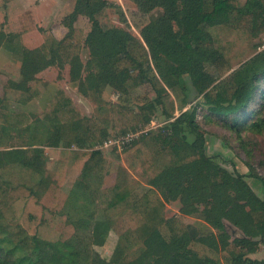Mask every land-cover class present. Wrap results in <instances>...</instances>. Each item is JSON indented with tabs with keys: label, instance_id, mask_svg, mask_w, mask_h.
I'll list each match as a JSON object with an SVG mask.
<instances>
[{
	"label": "trees",
	"instance_id": "1",
	"mask_svg": "<svg viewBox=\"0 0 264 264\" xmlns=\"http://www.w3.org/2000/svg\"><path fill=\"white\" fill-rule=\"evenodd\" d=\"M129 1L144 14L161 10L141 28L140 37L112 22L111 9L127 24L120 5L109 0H75L61 19L65 35L43 32L39 48L28 49L20 34L0 31V47L20 62L19 79L8 81L0 97V264H72L66 236L44 237L38 200L62 178L60 162L55 171L46 167L44 149H70L71 165L82 162L84 177L100 157L95 147L113 132L126 136L148 126L158 106L165 124L121 148L123 164L116 168L114 183L97 193L93 216L95 244L113 231L132 258L96 264H222L199 253L198 245L221 252L227 264H264L249 256L264 245V178L248 166V175L261 183L260 197L247 175L232 173L208 156L197 121L199 111L224 119L238 115L255 93L264 94V44L254 41L264 34V0ZM80 17L85 31L76 26ZM233 37L242 44L238 53ZM83 48L88 51L84 63ZM247 53L252 55L245 58ZM65 66L68 82L96 108L94 117L83 115L60 86L38 114L10 105L31 97L26 85L37 73L55 67L61 79ZM185 76L199 99L190 107ZM142 84L151 87L154 98L135 107L125 104ZM106 88L120 102L104 100ZM174 99L185 108L178 115ZM247 119L251 121H241ZM248 127L264 135L262 118ZM15 177L27 178L31 185L16 186ZM28 196L34 205L24 212L25 221L11 219L14 203ZM175 201L179 216L167 217L166 204ZM184 217L199 218L210 231L185 223ZM226 223L242 236L231 239Z\"/></svg>",
	"mask_w": 264,
	"mask_h": 264
},
{
	"label": "rangeland",
	"instance_id": "2",
	"mask_svg": "<svg viewBox=\"0 0 264 264\" xmlns=\"http://www.w3.org/2000/svg\"><path fill=\"white\" fill-rule=\"evenodd\" d=\"M109 1L120 5L127 20V24L123 25L111 9L109 15L112 22L118 27L128 29L137 37H140L139 33L141 28L149 22L150 18L161 12L160 9H155L151 13L144 14L139 11L132 1ZM244 1L245 0H240L241 4L244 3ZM71 8L69 11L72 10ZM68 12H66V14ZM0 15L2 16L1 7ZM76 26L81 30H87L84 19H80L76 23ZM232 40L236 44L235 49L237 53L240 52L242 44L238 42L236 37H233ZM254 41L264 44V34H261ZM246 55L245 58L250 57L252 54L247 53ZM80 58L83 63L87 60L88 51L86 48L81 50ZM51 79H53V75L45 73L42 75L41 79L30 83L29 89H40L41 92L48 93L49 87L54 86L52 84L55 83L54 80L51 81ZM185 82L188 87L189 101L186 107H190V105H194L199 99L196 98L195 91L191 87L190 80L187 76H185ZM67 89L72 95L74 104L83 115L94 117L97 114L96 108L89 99L84 98L74 89ZM102 98L110 103L120 102L119 95L110 88L105 89ZM153 98L154 92L151 87L147 84H142L130 92V101L128 103H123L135 107L137 104H142ZM174 103L175 115H178L183 108L179 100L174 99ZM10 105L14 109L28 110L34 114L40 112L38 105L37 107L31 105L28 108L26 107L27 109H25L24 106L16 105L12 101ZM183 110H185V108ZM242 117L251 118V121L257 118L264 119V94H262L261 91L255 93L251 103L238 115L229 116L224 119L209 114L204 115L199 111L197 121L205 133V153L208 156H213L215 161L220 163V165L228 171L247 175L245 178L246 181L253 191L261 197V183L258 179L248 175V166H252L254 171L264 178V135L250 131L248 125L251 121L249 119L241 121ZM165 122L166 119L162 108L159 106L156 107L149 125L144 128H139L137 132H143L139 133L134 139H138L141 134L149 129L162 126ZM230 126L237 127L230 128ZM124 138L125 136L118 132H113L102 144L95 147L101 151L100 157L93 162L91 172L87 173L86 176L84 175V177L80 175L82 162L78 165H71L73 158L70 149H44L46 167L51 171H55L59 162L62 167L60 171L62 174L60 184L58 186L51 185L45 193L41 194L42 196H40L39 200L37 199L38 205L43 206L45 218L44 237L57 240L60 235L66 236L68 239V246L66 249L74 257L72 264H96L100 260H105L106 262L111 260L116 263H123L132 258L130 251L121 245L113 231L108 232L101 245L95 244L96 238L93 236V216L97 193L101 189L109 187L114 183L116 168L118 164H123L120 157L121 148L128 143ZM12 181L16 186H25V184L31 185V181L23 177H15ZM32 199L31 196L18 199L14 203L12 210L8 213V216L11 219L24 222V212L31 209L34 205ZM199 207L202 210H207V206L199 205ZM179 208L180 204L178 201L167 203L165 210L166 216H179ZM183 219L185 223L196 226L203 232L210 231L209 227L197 217H184ZM226 230L231 239L242 236V233L229 223H226ZM195 249L199 253H205L219 259L222 264H227L222 258V253L219 251H213L206 246L199 245L196 246ZM249 256L251 258L264 259V245H261L256 253L250 254ZM97 258H99V260H97Z\"/></svg>",
	"mask_w": 264,
	"mask_h": 264
},
{
	"label": "crops",
	"instance_id": "3",
	"mask_svg": "<svg viewBox=\"0 0 264 264\" xmlns=\"http://www.w3.org/2000/svg\"><path fill=\"white\" fill-rule=\"evenodd\" d=\"M74 3L75 0H0V7L2 8L0 31L20 34L24 46L28 49L39 48L43 43V32H52L57 37L65 35L67 30L61 25V19L73 10L71 7H74ZM70 8L72 10L69 11ZM66 12L68 13L66 14ZM80 19L84 18L80 17L78 21ZM19 70L20 62L11 50L3 46L0 47V97L3 96L4 86L8 81H17L19 79ZM57 72V68L48 67L37 73L35 80L41 79L45 73L53 75L51 81L54 80L55 83L52 84L54 86H50L49 92L45 93L41 92L40 89H29L30 83L33 82L31 81L26 85L27 90L31 93V97L23 104H15L24 106L25 109L31 105L34 107L38 105L41 112L52 98L58 86L62 87L72 98L67 88L74 89L75 91L76 89L68 82V66L64 67L61 79H57ZM39 82L42 83L41 81ZM25 111L32 113L28 110Z\"/></svg>",
	"mask_w": 264,
	"mask_h": 264
},
{
	"label": "built area",
	"instance_id": "4",
	"mask_svg": "<svg viewBox=\"0 0 264 264\" xmlns=\"http://www.w3.org/2000/svg\"><path fill=\"white\" fill-rule=\"evenodd\" d=\"M143 131H139V132H134V133H129V134H127L126 136H125V138L124 139H126V141H130V140H132V139H134L136 136H138L139 135V133H142Z\"/></svg>",
	"mask_w": 264,
	"mask_h": 264
}]
</instances>
